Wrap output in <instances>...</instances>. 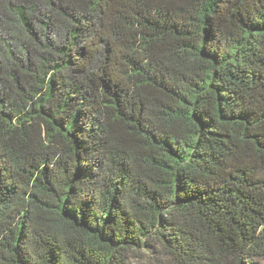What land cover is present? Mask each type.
<instances>
[{
    "label": "trees",
    "instance_id": "obj_1",
    "mask_svg": "<svg viewBox=\"0 0 264 264\" xmlns=\"http://www.w3.org/2000/svg\"><path fill=\"white\" fill-rule=\"evenodd\" d=\"M264 258V0H0V264Z\"/></svg>",
    "mask_w": 264,
    "mask_h": 264
},
{
    "label": "rangeland",
    "instance_id": "obj_2",
    "mask_svg": "<svg viewBox=\"0 0 264 264\" xmlns=\"http://www.w3.org/2000/svg\"><path fill=\"white\" fill-rule=\"evenodd\" d=\"M158 253H154L151 249H141L134 251L130 255L131 264H162L169 263L163 249H159ZM255 264H264V258H255Z\"/></svg>",
    "mask_w": 264,
    "mask_h": 264
}]
</instances>
